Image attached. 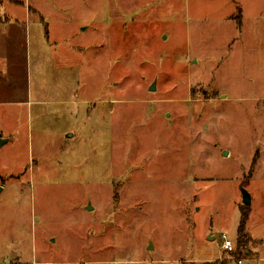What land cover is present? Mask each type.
Segmentation results:
<instances>
[{"label":"rangeland","instance_id":"374dc122","mask_svg":"<svg viewBox=\"0 0 264 264\" xmlns=\"http://www.w3.org/2000/svg\"><path fill=\"white\" fill-rule=\"evenodd\" d=\"M168 2L0 0V264H264V16Z\"/></svg>","mask_w":264,"mask_h":264},{"label":"crops","instance_id":"0c3cea01","mask_svg":"<svg viewBox=\"0 0 264 264\" xmlns=\"http://www.w3.org/2000/svg\"><path fill=\"white\" fill-rule=\"evenodd\" d=\"M154 1L155 0H153V3H154ZM186 1L188 3H185L184 4L185 7L181 8V7H175V0H169V2H168L169 14L167 17L169 19L174 20L173 22L170 21L172 24H175L176 22H178L177 19H179L183 16L188 17L189 15L197 14V12H199L201 10H203V11L210 10L212 12H215V10L218 9V14L222 13V15L218 19H220V20L222 19L221 21H223L227 24H231V25L234 24L233 27L238 26L236 24V21H234V18L238 17L237 16L238 13L236 15H235V13L239 12L240 13L239 16H241V20H242L243 13L246 11L247 8H249L251 10V8H255V6H257L256 8H258L261 11L259 16H264V0H186ZM172 5H174V8H172ZM199 5H200V7L197 9V7ZM6 24H3L0 26V44H3L5 41L7 44V40L11 39V40H16V42H14L13 46H17L19 44V42L21 43V41H22L21 39L23 37V33L26 32L25 28L21 24L18 23V24H16V27L23 29L22 30L23 32H21V35H19V39L15 35L17 33L11 32V31H7V32H9L8 33L9 37H6V36L2 35L3 28H5V27L10 28L12 26L11 23H8L7 25ZM241 24H242V21H241ZM19 40H21V41H19ZM20 54L18 57L22 56ZM16 58L17 57L15 54L11 55L10 52L7 50H4V51L0 50V59H4L3 61L6 62V66L10 67V65H11V67L12 66L16 67V62H15ZM12 92L14 93V91H12ZM14 95H15V93H14ZM211 239H214V237H212ZM104 263L107 264L108 262L105 261ZM74 264H79V262L74 263Z\"/></svg>","mask_w":264,"mask_h":264},{"label":"built area","instance_id":"2783aa9c","mask_svg":"<svg viewBox=\"0 0 264 264\" xmlns=\"http://www.w3.org/2000/svg\"><path fill=\"white\" fill-rule=\"evenodd\" d=\"M220 241H221V250L225 254V256H228L229 258L234 259L235 264H243L244 259H235L237 256V250L234 244V241L231 240L227 234L222 233L220 235Z\"/></svg>","mask_w":264,"mask_h":264},{"label":"trees","instance_id":"16d2710c","mask_svg":"<svg viewBox=\"0 0 264 264\" xmlns=\"http://www.w3.org/2000/svg\"><path fill=\"white\" fill-rule=\"evenodd\" d=\"M240 19H241V16H240V18L236 17V21H237V24H238L239 27L242 25ZM247 219H248V214L246 213V211H243L242 214H241V218H240L239 224H238L239 225L238 231H237V233H238V238H237L238 242H237V244L234 243L235 247H236V250H237V256H238V248H241L243 243L248 242V238H247L246 232H245L246 231V225L245 224H246ZM206 264H209V263H206Z\"/></svg>","mask_w":264,"mask_h":264},{"label":"water","instance_id":"95a60500","mask_svg":"<svg viewBox=\"0 0 264 264\" xmlns=\"http://www.w3.org/2000/svg\"><path fill=\"white\" fill-rule=\"evenodd\" d=\"M151 88L154 89V85H152ZM6 142H7V140H3V139L0 138V147H2V145L5 144ZM241 194H242L243 204L246 205V206H250L251 205V201H252V197H251L250 193H248L246 191V189L242 187L241 188ZM89 207H91V206H89ZM90 209H92V208H90ZM211 238H209V240H211ZM150 248H152V245L150 246Z\"/></svg>","mask_w":264,"mask_h":264}]
</instances>
